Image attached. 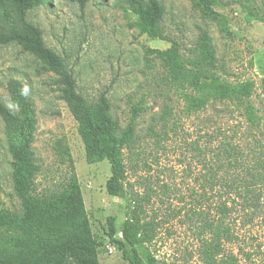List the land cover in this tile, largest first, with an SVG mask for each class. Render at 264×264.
Segmentation results:
<instances>
[{"label":"rangeland","instance_id":"1","mask_svg":"<svg viewBox=\"0 0 264 264\" xmlns=\"http://www.w3.org/2000/svg\"><path fill=\"white\" fill-rule=\"evenodd\" d=\"M159 1L165 7L166 40L140 34L133 16L116 0H90L84 7L51 0L27 16L41 28L46 45L63 57L79 92L90 101L106 94L122 128L130 123L133 107H141L134 143L124 151L122 194L106 189L111 176L107 160L87 161L58 76L19 45H0V99L9 102L10 78L22 79L35 110L36 190H62L76 174L92 232L103 243L98 250L102 264H127L107 236V217H115L116 236L122 238V224L134 209L151 227L147 246L160 264H264V183H255L257 200L245 199L235 189L244 179L251 185L250 172H260L256 166L264 159V0H214L215 14L190 0ZM203 32L215 49L222 78L255 83L249 100L256 124L243 106L229 100L188 111L185 94L190 90L173 83L162 61L148 53L175 41L190 56ZM58 141L69 147L73 166L56 152ZM223 147L234 152L231 158L222 154L218 159ZM11 161L0 117V214L21 205L13 190Z\"/></svg>","mask_w":264,"mask_h":264},{"label":"trees","instance_id":"2","mask_svg":"<svg viewBox=\"0 0 264 264\" xmlns=\"http://www.w3.org/2000/svg\"><path fill=\"white\" fill-rule=\"evenodd\" d=\"M68 1L84 7L90 0ZM190 1L202 11L216 13L214 0ZM50 2L0 0V45H19L38 59L45 71L58 76L61 98L78 123L87 161L107 160L111 165V176L106 182V189L110 194H122L127 178L124 151L134 143L135 120L141 107H133L130 123L122 128L112 114L111 103L105 93L90 101L79 92L74 75L63 57L46 45L41 28L27 18L31 10ZM116 2L120 9L133 16L132 25L140 34L153 39H168L163 28L165 7L159 0ZM190 52V56L183 54L175 41L166 49H148V53L155 54L162 61L173 83L190 90L185 94L188 111L201 110L213 100H229L243 106L248 119L256 124L258 116L249 100L255 83L248 80L233 84L217 73L215 49L206 32L201 34ZM6 88L9 102L0 99V117L6 124L12 157L13 190L21 205L18 211L6 210L0 214V264H102L98 250L103 243L92 232L76 174L68 177L62 190L37 192L35 178L40 166L32 149L37 123L33 102L24 80L12 77L7 81ZM261 90L264 94V77L261 79ZM55 150L61 160L67 158L72 164L69 147L62 141L56 143ZM233 153L223 147L217 154L218 159L222 154L231 158ZM256 167L262 170L250 172L252 186L246 179L242 187L236 183L235 189L240 195L244 193L242 197L245 199L251 197L257 200L259 194L255 183H264V159L258 161ZM236 180L238 178L233 182ZM129 201L136 203L132 198ZM115 220L112 215L107 217L106 233L110 241L117 243L127 264H160L147 246L151 240V227L142 222L135 209L128 212L122 224V238L116 236Z\"/></svg>","mask_w":264,"mask_h":264},{"label":"built area","instance_id":"3","mask_svg":"<svg viewBox=\"0 0 264 264\" xmlns=\"http://www.w3.org/2000/svg\"><path fill=\"white\" fill-rule=\"evenodd\" d=\"M122 235V234H121ZM109 252L111 253V252H113V247L111 246V247H109Z\"/></svg>","mask_w":264,"mask_h":264},{"label":"clouds","instance_id":"4","mask_svg":"<svg viewBox=\"0 0 264 264\" xmlns=\"http://www.w3.org/2000/svg\"><path fill=\"white\" fill-rule=\"evenodd\" d=\"M25 94H26V90H25Z\"/></svg>","mask_w":264,"mask_h":264}]
</instances>
